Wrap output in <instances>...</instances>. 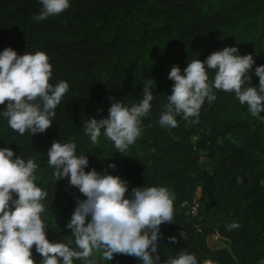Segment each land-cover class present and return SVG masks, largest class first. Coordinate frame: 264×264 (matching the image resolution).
<instances>
[{"label":"trees","instance_id":"16d2710c","mask_svg":"<svg viewBox=\"0 0 264 264\" xmlns=\"http://www.w3.org/2000/svg\"><path fill=\"white\" fill-rule=\"evenodd\" d=\"M70 3L60 15L37 22L33 14L41 8L39 0H0V51H44L52 65L51 82L70 85L53 125L43 133L20 135L0 118V147L7 144L38 163L35 181L49 193L42 213L48 239L72 238L64 226L76 197L84 198L67 178L53 182L47 163L53 140H74L78 151L88 156L86 171L119 175L129 182V190L157 185L175 193L173 222L160 226L157 251L162 264L183 249L209 264H264V122L252 117L234 93L221 90H216L215 101H205L198 122L179 116L174 128H162L158 122L172 90L167 76L171 66L183 71L192 59L204 60L232 45L239 54L254 56L253 68L264 64V0ZM148 79L155 82L153 107L143 118L137 141L124 154L103 135L93 144L84 133L88 117H106L110 98L129 106L138 102ZM258 80L251 75L252 85ZM109 163L116 167L108 168ZM193 198L199 204L195 215L181 207ZM233 221L240 227L229 230L226 225ZM181 230L186 239L180 238ZM214 234L227 239L229 248L211 249L207 241ZM172 235L175 243L168 240ZM32 255L39 264L34 246ZM96 256L98 264H141L127 254H114L109 262L100 253Z\"/></svg>","mask_w":264,"mask_h":264},{"label":"clouds","instance_id":"9594fccd","mask_svg":"<svg viewBox=\"0 0 264 264\" xmlns=\"http://www.w3.org/2000/svg\"><path fill=\"white\" fill-rule=\"evenodd\" d=\"M41 5L33 20L40 22L67 10L70 0H39ZM252 54H239L235 45L211 52L204 60L187 62L181 71L171 66L167 76L173 81L171 94L159 114L162 128L178 125L177 116L198 122L205 101L217 99L216 90L233 94L246 106L252 117L264 122V64L256 65ZM213 69V72H209ZM251 72V74H250ZM259 78L251 84V75ZM49 56L44 51L17 54L11 47L0 51V118L20 135L43 133L53 125L56 109L70 85L65 80L51 82ZM152 79L143 85V95L131 106L110 98L107 116L88 117L84 133L93 144L101 135L113 143L121 154L127 152L143 133V118L149 115L154 100ZM6 102V103H5ZM99 111V110H98ZM47 163L53 182L67 178L84 198L76 197L75 207L65 228L71 239L49 240V227L42 213L49 193L35 181L38 163L24 158L7 144L0 147V264H35L33 246L40 254L39 264H98L97 253L109 262L114 254L136 257L141 264H162L158 239L160 226L173 222L175 193L166 186H135L119 175L97 171L89 165L88 156L78 151L74 140H53L47 150ZM108 168H115L109 163ZM127 193V195H126ZM231 230L240 227L230 222ZM180 238L187 233L180 231ZM168 240L176 242L175 235ZM73 244L75 247H73ZM163 264H209L186 249L169 255Z\"/></svg>","mask_w":264,"mask_h":264},{"label":"crops","instance_id":"0c3cea01","mask_svg":"<svg viewBox=\"0 0 264 264\" xmlns=\"http://www.w3.org/2000/svg\"><path fill=\"white\" fill-rule=\"evenodd\" d=\"M208 246L211 249H219V248H229V241L223 237H221L219 234H214L208 239ZM204 262V261H202Z\"/></svg>","mask_w":264,"mask_h":264},{"label":"built area","instance_id":"2783aa9c","mask_svg":"<svg viewBox=\"0 0 264 264\" xmlns=\"http://www.w3.org/2000/svg\"><path fill=\"white\" fill-rule=\"evenodd\" d=\"M182 208H187L190 214L195 215L197 213L199 204L196 201H192L191 203L189 202H183L181 204Z\"/></svg>","mask_w":264,"mask_h":264},{"label":"rangeland","instance_id":"374dc122","mask_svg":"<svg viewBox=\"0 0 264 264\" xmlns=\"http://www.w3.org/2000/svg\"><path fill=\"white\" fill-rule=\"evenodd\" d=\"M218 143H219V141H218ZM201 161L203 162V161H205V159L202 157V158H201ZM193 200L196 201V198H193ZM196 202H197V201H196Z\"/></svg>","mask_w":264,"mask_h":264}]
</instances>
